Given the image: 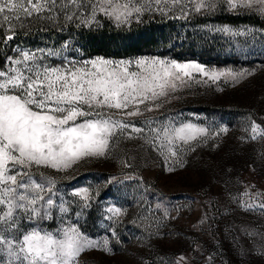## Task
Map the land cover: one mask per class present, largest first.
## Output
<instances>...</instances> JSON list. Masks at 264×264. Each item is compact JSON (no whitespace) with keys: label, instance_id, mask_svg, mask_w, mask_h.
Instances as JSON below:
<instances>
[{"label":"rangeland","instance_id":"1","mask_svg":"<svg viewBox=\"0 0 264 264\" xmlns=\"http://www.w3.org/2000/svg\"><path fill=\"white\" fill-rule=\"evenodd\" d=\"M86 2L77 0V4ZM135 2L146 5L140 18L157 13L186 20L212 39L226 58L210 63L152 54L103 57L197 63L209 75L193 71L191 78L185 77V82L177 83L166 96L139 105L140 115L114 116L131 121L142 131L135 132L132 126L117 130L105 156L81 159L67 169L34 168L38 175L54 181L56 202H66L64 206L69 209L66 215L55 210L56 219L41 226L51 231L72 224L95 241L97 248L82 254L79 264H264V139H251L253 122L264 131V27L213 18L222 11L255 13L263 18L264 14L248 8L233 11L221 3L197 13L189 0L175 5L172 0H161L159 5L154 0L150 5L148 0ZM48 7L53 10L32 17L18 13L21 19L12 22L14 39L7 44L0 42V68L6 56L16 55L13 49L17 47L59 52V56L47 58L53 66L64 56L77 60L102 57H77L64 47L34 41V33L27 38V33L42 31L47 22L56 24L60 16L75 13L73 19L79 21L89 13L87 7L77 8L69 0H56L55 7ZM98 16L105 15L98 12L96 20ZM132 20H136L135 15ZM30 23L39 27L27 30ZM225 28L227 31L218 30ZM7 34L8 25L4 24L0 38ZM221 72L243 75L238 80L232 75L210 78L212 73ZM186 124L205 132L187 143L175 140L171 147L176 155L171 156L162 129ZM168 167L175 168V174L168 173ZM81 188L88 190L87 200L73 195ZM110 208L121 212L114 214ZM23 224L31 226L26 220ZM105 242L110 252L103 251Z\"/></svg>","mask_w":264,"mask_h":264},{"label":"snow or ice","instance_id":"2","mask_svg":"<svg viewBox=\"0 0 264 264\" xmlns=\"http://www.w3.org/2000/svg\"><path fill=\"white\" fill-rule=\"evenodd\" d=\"M151 2L148 0L149 5ZM154 2L159 5L161 0ZM69 3L89 9L78 27L98 24V12L123 25L130 23L134 15L139 20L146 10L145 4L137 5L135 0H87L80 4L69 0ZM172 3L178 4L180 0ZM189 3L197 13L221 3L233 11L248 8L264 14V0H189ZM49 4L55 7L56 0H0V30L7 24L10 33L0 38V42L7 44L14 39L12 22L21 19L18 13L32 17L51 12ZM6 12L16 14L4 15ZM75 15H67L66 19L71 21ZM63 47L66 49L67 43ZM13 51L16 55L6 56L0 68V264H79L81 255L97 248V244L72 224L51 231L41 226L44 221L56 219L55 210L66 215L69 209L64 206L66 202H56L54 181L33 169H67L81 159L105 156L116 131L132 126L131 121L117 120L114 116H138L139 105L166 96L169 89L175 90L177 83H184L185 77L191 78L193 71L205 76L209 73L197 63L156 58L77 60L64 56L59 65L53 66L47 58L59 56V52L43 49L32 52L19 47ZM225 75L232 74L212 73L210 78L216 80ZM242 75H232V79L238 80ZM132 127L135 132L142 131ZM260 129L261 125L253 122L251 139L257 136L264 139V131ZM162 131L168 152L175 156L171 147L175 140L187 143L205 129L186 124ZM159 147L163 149L165 145ZM166 171L175 174L176 169L168 167ZM73 195L87 200L88 190L81 188ZM109 211L119 215L121 209ZM63 219L61 216L62 222ZM25 220L30 227L23 224ZM102 248L111 251L106 242Z\"/></svg>","mask_w":264,"mask_h":264},{"label":"trees","instance_id":"3","mask_svg":"<svg viewBox=\"0 0 264 264\" xmlns=\"http://www.w3.org/2000/svg\"><path fill=\"white\" fill-rule=\"evenodd\" d=\"M98 18V24L94 22L91 26L78 27L80 20L69 21L60 16L56 19V24L47 22L43 24L42 31L27 33L26 37L30 38L34 33L37 35L34 41L43 40L60 48L67 43L69 53L80 58H126L152 54L210 63H219L226 58L212 39L204 37L184 19H170L151 13L139 20L120 25L105 16ZM213 18L223 23H251L264 27V18L255 13L230 14L222 11ZM37 27L39 26L30 23L27 30Z\"/></svg>","mask_w":264,"mask_h":264}]
</instances>
